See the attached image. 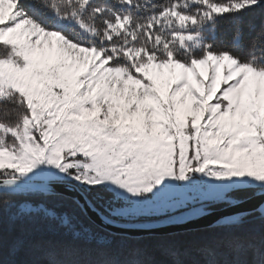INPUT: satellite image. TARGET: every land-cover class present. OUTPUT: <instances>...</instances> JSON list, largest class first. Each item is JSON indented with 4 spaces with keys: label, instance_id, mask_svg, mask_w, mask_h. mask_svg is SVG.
Wrapping results in <instances>:
<instances>
[{
    "label": "snow or ice",
    "instance_id": "6c2138e0",
    "mask_svg": "<svg viewBox=\"0 0 264 264\" xmlns=\"http://www.w3.org/2000/svg\"><path fill=\"white\" fill-rule=\"evenodd\" d=\"M253 219L264 0H0V264H264Z\"/></svg>",
    "mask_w": 264,
    "mask_h": 264
},
{
    "label": "trees",
    "instance_id": "16d2710c",
    "mask_svg": "<svg viewBox=\"0 0 264 264\" xmlns=\"http://www.w3.org/2000/svg\"><path fill=\"white\" fill-rule=\"evenodd\" d=\"M254 22L257 25V27H259V25L261 24V19L259 17H257V18H255ZM222 23H226V22H222ZM97 228L100 229L99 227H97ZM248 231L254 237L255 241L257 243H259V241L261 239V235H262V233H264V225H262V223L259 219H253L251 221V223L248 225ZM179 234H180L181 239L186 243H194L195 241L202 238L203 235H205L200 230L199 231L179 233ZM157 237H160V236H157ZM135 240L136 239H134V238H128L127 243L132 244L135 242ZM143 243L151 248L155 245L156 240L149 238V237H146L143 240ZM158 258H160V257H158Z\"/></svg>",
    "mask_w": 264,
    "mask_h": 264
},
{
    "label": "water",
    "instance_id": "95a60500",
    "mask_svg": "<svg viewBox=\"0 0 264 264\" xmlns=\"http://www.w3.org/2000/svg\"><path fill=\"white\" fill-rule=\"evenodd\" d=\"M253 203H255V202H253ZM217 214H219V213H217ZM202 223L203 222H198L196 224L190 225L189 229L187 231H184V230H175V231H177L178 233L199 231ZM95 225L97 227L107 231V232L108 231H111V232H121L122 231L121 229L111 228L108 225L102 224L101 221L99 220V218L95 219ZM167 231H172V230H167ZM153 235L154 236H163V235H165V232H157V233H155ZM127 236H128V238H134V239H137L140 236L148 237L147 234L137 233V232H129V233H127Z\"/></svg>",
    "mask_w": 264,
    "mask_h": 264
},
{
    "label": "rangeland",
    "instance_id": "374dc122",
    "mask_svg": "<svg viewBox=\"0 0 264 264\" xmlns=\"http://www.w3.org/2000/svg\"><path fill=\"white\" fill-rule=\"evenodd\" d=\"M101 229V228H100ZM103 230V229H102ZM105 231V230H104ZM107 232V231H106ZM185 233V232H184ZM146 238V237H145Z\"/></svg>",
    "mask_w": 264,
    "mask_h": 264
}]
</instances>
